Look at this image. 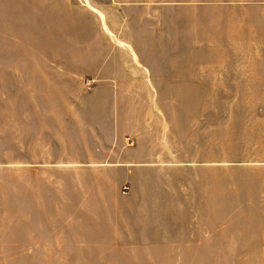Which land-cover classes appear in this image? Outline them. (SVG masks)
<instances>
[{"label": "crops", "instance_id": "crops-1", "mask_svg": "<svg viewBox=\"0 0 264 264\" xmlns=\"http://www.w3.org/2000/svg\"><path fill=\"white\" fill-rule=\"evenodd\" d=\"M72 1L50 60L0 62L15 226L264 262V0Z\"/></svg>", "mask_w": 264, "mask_h": 264}, {"label": "rangeland", "instance_id": "rangeland-1", "mask_svg": "<svg viewBox=\"0 0 264 264\" xmlns=\"http://www.w3.org/2000/svg\"><path fill=\"white\" fill-rule=\"evenodd\" d=\"M72 2L79 4L78 0ZM46 4V0H0V62L50 60L53 42L57 35H62L63 28L49 19ZM15 145L14 129L0 124V264H264L177 261L174 246L133 245L127 239L111 245L108 240L96 241L79 231L76 240L67 243L59 228H18ZM77 222L78 219L73 227ZM81 238L86 241L83 245Z\"/></svg>", "mask_w": 264, "mask_h": 264}, {"label": "built area", "instance_id": "built-area-1", "mask_svg": "<svg viewBox=\"0 0 264 264\" xmlns=\"http://www.w3.org/2000/svg\"><path fill=\"white\" fill-rule=\"evenodd\" d=\"M133 145V142L132 141H129V146Z\"/></svg>", "mask_w": 264, "mask_h": 264}]
</instances>
